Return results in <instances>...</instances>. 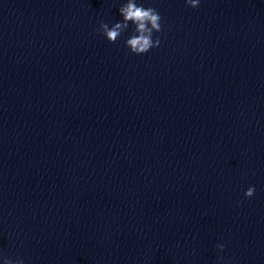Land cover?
<instances>
[{"label":"clouds","instance_id":"obj_1","mask_svg":"<svg viewBox=\"0 0 264 264\" xmlns=\"http://www.w3.org/2000/svg\"><path fill=\"white\" fill-rule=\"evenodd\" d=\"M187 6L196 8L199 6L200 0H185ZM119 12L122 16L121 21H117L112 26L101 21L96 31L103 35L109 43H115L129 28V25L134 26L132 34L126 39L125 46L131 53L142 55L148 53L153 48H158L161 45L159 36L153 38L154 33H160L162 28V17L157 9L153 7L145 8L143 5L136 3V0H127L126 3L119 7ZM255 194V186H249L244 192L245 198H252ZM242 203V201L238 202ZM216 249L223 252L225 244H217ZM222 256H217V261H223ZM4 264H24L22 257L11 259L4 257Z\"/></svg>","mask_w":264,"mask_h":264}]
</instances>
